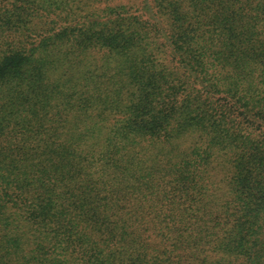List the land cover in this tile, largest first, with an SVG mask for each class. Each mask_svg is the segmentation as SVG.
Returning a JSON list of instances; mask_svg holds the SVG:
<instances>
[{
  "label": "trees",
  "instance_id": "obj_1",
  "mask_svg": "<svg viewBox=\"0 0 264 264\" xmlns=\"http://www.w3.org/2000/svg\"><path fill=\"white\" fill-rule=\"evenodd\" d=\"M0 264H264V0H0Z\"/></svg>",
  "mask_w": 264,
  "mask_h": 264
}]
</instances>
